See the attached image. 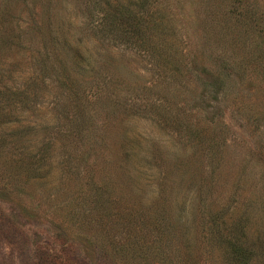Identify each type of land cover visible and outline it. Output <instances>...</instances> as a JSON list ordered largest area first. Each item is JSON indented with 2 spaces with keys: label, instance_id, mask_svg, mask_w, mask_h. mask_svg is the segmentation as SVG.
Masks as SVG:
<instances>
[{
  "label": "rangeland",
  "instance_id": "obj_1",
  "mask_svg": "<svg viewBox=\"0 0 264 264\" xmlns=\"http://www.w3.org/2000/svg\"><path fill=\"white\" fill-rule=\"evenodd\" d=\"M234 240L264 264V0H0V264Z\"/></svg>",
  "mask_w": 264,
  "mask_h": 264
},
{
  "label": "trees",
  "instance_id": "obj_2",
  "mask_svg": "<svg viewBox=\"0 0 264 264\" xmlns=\"http://www.w3.org/2000/svg\"><path fill=\"white\" fill-rule=\"evenodd\" d=\"M128 12H129L128 14H130V15L133 14V17H136L137 13H140V12H134V10H128ZM118 13L119 14L117 16H119V17L124 16V14L121 11H119ZM141 15H143V14L141 13ZM114 17H115L114 15L111 17L110 23H114ZM137 22H140L139 19ZM134 27H135L134 30L136 33L140 32L138 30V26H134ZM228 244L230 246L229 248H230V252H231V255H232L234 262H236L237 264H249V261L251 259L250 258L251 250L247 246L243 245V243H240V241H237V240H234L233 242L228 243Z\"/></svg>",
  "mask_w": 264,
  "mask_h": 264
}]
</instances>
